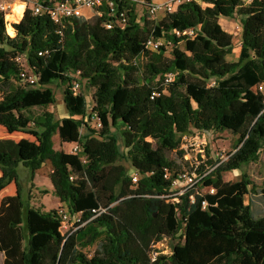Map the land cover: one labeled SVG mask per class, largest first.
<instances>
[{
	"label": "trees",
	"instance_id": "16d2710c",
	"mask_svg": "<svg viewBox=\"0 0 264 264\" xmlns=\"http://www.w3.org/2000/svg\"><path fill=\"white\" fill-rule=\"evenodd\" d=\"M57 1L42 0L44 6ZM199 2L160 21L147 12L140 16L131 1L117 2V12H126L123 28L106 27L117 21L104 7L90 20L71 19L60 33L48 15L29 8L16 24L0 12V126L39 142L24 154L16 141L0 138V192L18 186L16 195L0 201L2 264H159L153 253L165 241H179L167 264H264V214L254 212L253 200L245 203L253 191L264 205V188L256 192L246 179H223L264 154V0ZM221 18L239 21L237 62L227 60L233 36ZM190 28L196 29L190 39L174 34ZM163 37L174 46L147 50L150 40ZM19 57L38 76L35 86L22 82ZM169 73L174 79L165 87ZM71 74L93 91L91 118L96 114L99 133L80 130L86 99L70 90ZM55 82L67 87L68 117L60 121L35 112L55 103ZM112 130L131 172L116 163L120 151ZM197 132H230L234 152L200 187L173 196L164 174L178 170L165 154ZM54 133L64 144H79L82 153L55 150ZM45 164L54 196L81 215L83 226L64 233L58 211L32 207L21 192V174L33 180Z\"/></svg>",
	"mask_w": 264,
	"mask_h": 264
},
{
	"label": "rangeland",
	"instance_id": "374dc122",
	"mask_svg": "<svg viewBox=\"0 0 264 264\" xmlns=\"http://www.w3.org/2000/svg\"><path fill=\"white\" fill-rule=\"evenodd\" d=\"M137 11L140 16H144L147 12L144 6H137ZM13 14V13H12ZM11 14V15H12ZM163 18V14H159L155 21H160ZM6 20V17H5ZM16 21V20H14ZM7 22V21H6ZM224 30L233 36V50L230 55L227 56L229 62H237L240 53V40H239V21L236 19H222L220 21ZM8 24V23H7ZM16 24V23H13ZM9 37H12L8 34ZM186 51L184 45L181 46ZM167 55H169L167 53ZM23 69L27 70L28 65L25 58L20 62ZM55 94V103L45 109H35V112L41 113L43 111L52 113L55 121H60L68 117L64 96L67 91V87L58 82L50 85ZM73 92V91H72ZM74 95L83 94L86 99V114L79 118L83 124L80 129L83 134H87L89 130L100 132L96 121L91 118L93 108V91L88 88L86 82L83 81L82 90H77ZM87 126V127H86ZM89 129V130H88ZM111 135L116 138V145L119 147V155L117 156L116 163L125 167L129 172L133 170L129 155L125 152V147L116 130L111 131ZM0 138L12 139L22 146V152L28 154L34 151L39 142L37 138L29 133L17 132L9 133L5 128L0 126ZM235 137L230 132H211L201 133L184 136L181 138L180 145L175 151L167 152L165 155L169 161L176 164L177 170L198 172L205 169H210L217 161H226L230 158L234 152L233 145ZM53 148L57 151H64L66 154H71L72 149L76 143L64 144L60 141L57 133L52 136ZM51 172L50 165L45 164L35 174L33 180L29 178V174L23 172L20 178V189L23 194H27L30 197L29 204L32 207L39 208L43 211L49 212L51 210L59 211L63 209L66 213H70L65 203L60 204L57 197L54 196L52 191V185L49 179ZM1 177V170H0ZM224 181H240L246 179L250 182V189L254 191H260L264 188V154H261L257 162L249 165H244L238 171L227 172L223 175ZM18 191V186L13 182L7 188L0 192V201L5 196H14ZM206 190H204V193ZM259 195L252 191L250 196L245 197V203L249 204L250 199L253 200L252 208L256 214H264V205L261 203ZM172 200H170L171 202ZM71 214V213H70ZM71 222L63 229V232H68ZM179 243V241H165L157 246L158 253L156 258L158 261L162 259L159 264H167L168 257L172 254L173 247ZM94 247L85 249V253L91 255ZM0 264H2V257H0Z\"/></svg>",
	"mask_w": 264,
	"mask_h": 264
},
{
	"label": "built area",
	"instance_id": "2783aa9c",
	"mask_svg": "<svg viewBox=\"0 0 264 264\" xmlns=\"http://www.w3.org/2000/svg\"><path fill=\"white\" fill-rule=\"evenodd\" d=\"M122 1H131L133 4L137 6H144L147 10V13L151 19H155L159 14H163V18L167 15L173 14L177 12L180 7L184 5H188L191 3H200L199 0H58L52 5L44 6L42 0H21L24 3L25 8L24 12L27 8H29L34 15H48L49 18L59 27V33L62 29L65 28L66 24L70 22L71 19L75 18H84L87 20L92 19L96 15H102V8L108 9V16L114 17L116 19V23L114 21H109L106 25L108 29H112L114 24H117L118 27L123 28L125 26V17L126 12L116 10V3ZM249 1V0H245ZM15 0H0V12H2L5 17L12 13V6L14 5ZM119 17H115V15ZM196 33L195 28H190L184 30L183 32L175 30L174 34L176 37H187L191 38ZM174 45L172 42L167 39L160 38L158 40H150L147 44V50L151 52H157L162 47L166 49L172 48ZM43 53H39L42 56ZM24 57H19L17 62L20 64L21 60ZM21 65V64H20ZM22 67V66H21ZM21 80L24 84L35 86L39 80L38 76H36L29 68L27 70H21ZM73 80L71 82L72 88L70 89L74 93H77V90H82L83 84L81 82V78L79 74H71ZM174 79V75L169 73L164 77L163 85L168 86ZM215 82L211 83V86H214ZM260 90H263V86L259 87ZM82 94V93H81ZM156 92L152 93V98L157 96ZM96 124L98 128L101 127L99 120L96 118V114H93ZM198 134L205 132H197ZM196 134V133H195ZM72 153L80 155L82 153V148L79 144H75ZM85 161V159H84ZM223 161H219L214 164L210 169H205L203 171L198 172H188L178 170L175 171V176H173L174 171L170 169H165L164 177L166 180H171V189L174 193L173 196H181L185 192L197 188V186H201V181L205 178L211 171H213L220 163ZM138 177L134 176V183L137 182ZM210 191L214 192L213 189L203 188L201 191ZM59 216L62 220V228L64 229L70 222L71 224L81 223V215L80 214H68L63 209L58 211ZM85 223H81L83 226ZM72 227V225H71ZM78 228V227H77ZM75 228V229H77ZM164 243V242H163ZM162 244V243H160ZM158 244V245H160ZM155 246L156 251L153 253V259L156 260V254L158 253L157 246Z\"/></svg>",
	"mask_w": 264,
	"mask_h": 264
},
{
	"label": "clouds",
	"instance_id": "9594fccd",
	"mask_svg": "<svg viewBox=\"0 0 264 264\" xmlns=\"http://www.w3.org/2000/svg\"><path fill=\"white\" fill-rule=\"evenodd\" d=\"M25 5L24 3L21 2V0H15L14 5L12 6V13L13 15H7L6 16V21L8 20H13L16 17H23V12H24ZM16 22L19 23V20L16 19Z\"/></svg>",
	"mask_w": 264,
	"mask_h": 264
},
{
	"label": "crops",
	"instance_id": "0c3cea01",
	"mask_svg": "<svg viewBox=\"0 0 264 264\" xmlns=\"http://www.w3.org/2000/svg\"><path fill=\"white\" fill-rule=\"evenodd\" d=\"M23 14H24V12H23ZM10 15H11V14H10ZM21 19H22V18L19 17L18 20L20 21ZM222 19H227V18H221L220 21H221ZM8 21H9V22H13V23H17L16 21H12V20H8ZM220 24H221V23H220ZM221 26H222V28L224 29L223 25H221ZM58 202H59L60 204H62L59 200H58Z\"/></svg>",
	"mask_w": 264,
	"mask_h": 264
},
{
	"label": "bare ground",
	"instance_id": "6f19581e",
	"mask_svg": "<svg viewBox=\"0 0 264 264\" xmlns=\"http://www.w3.org/2000/svg\"><path fill=\"white\" fill-rule=\"evenodd\" d=\"M12 14V13H11Z\"/></svg>",
	"mask_w": 264,
	"mask_h": 264
}]
</instances>
